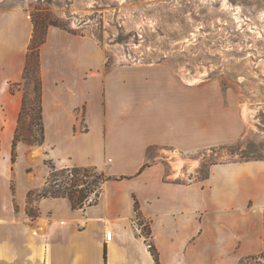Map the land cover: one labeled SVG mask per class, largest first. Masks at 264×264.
Instances as JSON below:
<instances>
[{
  "label": "crops",
  "instance_id": "obj_1",
  "mask_svg": "<svg viewBox=\"0 0 264 264\" xmlns=\"http://www.w3.org/2000/svg\"><path fill=\"white\" fill-rule=\"evenodd\" d=\"M33 33L26 9H0V264L264 259V158L213 163L190 178L169 155L236 142L240 99L226 104L170 63L110 64L95 38L49 26L44 141H18L13 159ZM51 164L97 167L111 178L95 202L74 207L67 196L41 195Z\"/></svg>",
  "mask_w": 264,
  "mask_h": 264
},
{
  "label": "rangeland",
  "instance_id": "obj_2",
  "mask_svg": "<svg viewBox=\"0 0 264 264\" xmlns=\"http://www.w3.org/2000/svg\"><path fill=\"white\" fill-rule=\"evenodd\" d=\"M13 6L38 21L29 84L21 87L28 99L21 132L40 131L38 64L47 28L55 25L95 38L110 64L167 62L188 82H207L208 92L223 94L226 104L239 97L241 137L228 145L170 153L177 172L202 178L213 163L264 158V0H0V9ZM92 173L55 170L50 181L54 174L69 184L77 180L86 201L99 190L94 191Z\"/></svg>",
  "mask_w": 264,
  "mask_h": 264
},
{
  "label": "trees",
  "instance_id": "obj_3",
  "mask_svg": "<svg viewBox=\"0 0 264 264\" xmlns=\"http://www.w3.org/2000/svg\"><path fill=\"white\" fill-rule=\"evenodd\" d=\"M34 33L33 37L31 40V43L29 45V49L27 52V57H26V65H25V70H24V76H23V85H28L29 82V73H30V66H31V58H32V52L34 50V44L36 43L37 39V31L36 28L38 27V21L34 20ZM49 28V27H48ZM47 28V30H48ZM47 34V31H46ZM46 36L42 42V44L45 42ZM41 66L40 62L38 64V74H39V125H40V131L39 133H23L21 132L22 129V123H23V118L25 115V108L26 104L28 102L27 99V93L25 92L23 94V104H22V110L20 113L19 117V125L16 130V134L14 137V151H13V159L16 158V151H15V145L17 144L18 141H23L26 143H35V144H42L44 141V124H43V108H42V79H41V74H40ZM57 170H63V172H73V175L81 174L82 171L88 172L92 171L93 175L96 178V183L94 191H97L96 188L99 190L95 192V198H88V200H84L87 196L85 195L84 192L80 191L77 189L78 182L77 180H72V182L69 184L68 180H61L60 174H54L53 176H56L57 178L53 179L50 181V175L54 171ZM49 178L47 180V185L43 188L41 195L44 196H67L70 198L72 201V204L74 207H82L86 204H90L92 202H95L97 200V197L100 194V191L102 189L103 183L110 179L111 177L109 175H106L104 172L100 171L97 167H80V166H72V167H63V168H57L55 165L51 164V171H50ZM69 184L70 186H68ZM93 192V190H91ZM90 199V200H89ZM147 233H150V229L147 228ZM151 251L155 257H157V251L155 249V246L151 244L150 246Z\"/></svg>",
  "mask_w": 264,
  "mask_h": 264
},
{
  "label": "built area",
  "instance_id": "obj_4",
  "mask_svg": "<svg viewBox=\"0 0 264 264\" xmlns=\"http://www.w3.org/2000/svg\"><path fill=\"white\" fill-rule=\"evenodd\" d=\"M112 237H113V232L112 231H108L107 233H106V240H111L112 239Z\"/></svg>",
  "mask_w": 264,
  "mask_h": 264
}]
</instances>
